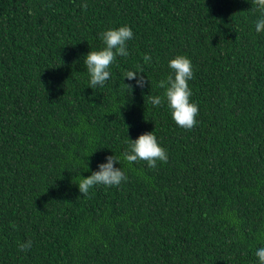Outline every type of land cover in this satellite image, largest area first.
I'll return each mask as SVG.
<instances>
[{"label": "trees", "instance_id": "obj_1", "mask_svg": "<svg viewBox=\"0 0 264 264\" xmlns=\"http://www.w3.org/2000/svg\"><path fill=\"white\" fill-rule=\"evenodd\" d=\"M260 18L252 0H0V264H259ZM122 26L129 55L94 90L84 57ZM180 55L194 73L191 130L157 87ZM140 68L143 88L124 77ZM148 132L168 155L154 169L123 158ZM108 156L127 181L83 196L79 181Z\"/></svg>", "mask_w": 264, "mask_h": 264}, {"label": "clouds", "instance_id": "obj_2", "mask_svg": "<svg viewBox=\"0 0 264 264\" xmlns=\"http://www.w3.org/2000/svg\"><path fill=\"white\" fill-rule=\"evenodd\" d=\"M252 3L253 8L261 13V18L255 23L256 32L259 33L264 31V0H252ZM81 6L85 10L88 7L86 3ZM133 35L134 33L129 26H122L118 29H110L100 33V39L105 46L102 50L90 51L83 60L90 78L89 87L95 90L105 85L111 75L109 68L117 56L127 57L129 55L127 41L131 40ZM143 60L145 63H150L152 57L146 54ZM168 66L171 74L166 79L160 80L157 87L165 89L164 98H166L168 108L171 110L172 119L178 126L191 130L197 124L196 117L199 113L198 105L190 103L192 92L188 82L194 76L191 60L182 55L176 56L169 61ZM138 73H144L143 69L126 71L124 77L128 80L135 79L136 86L143 88L147 81L143 75L137 78ZM127 87L131 92L133 91L132 85H127ZM164 98L160 96L149 97L153 106H160ZM123 158L129 164L145 161L147 166L152 169L157 167V161L164 163L168 161L167 152L158 144L154 132L141 134L136 140L130 139L129 149L123 153ZM106 161V163L98 165V171L79 181V191L83 196H87L89 190L96 185L112 187L119 186L123 181H127L128 177L123 168L114 166L120 163L116 156H108ZM32 243L31 240H28L26 243H21L18 248L20 251L26 252L31 249ZM255 255L258 257L259 264H264V247L259 248Z\"/></svg>", "mask_w": 264, "mask_h": 264}]
</instances>
